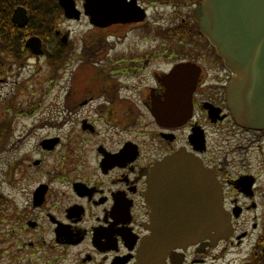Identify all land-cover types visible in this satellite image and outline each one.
I'll return each instance as SVG.
<instances>
[{
  "label": "flooded vegetation",
  "instance_id": "1",
  "mask_svg": "<svg viewBox=\"0 0 264 264\" xmlns=\"http://www.w3.org/2000/svg\"><path fill=\"white\" fill-rule=\"evenodd\" d=\"M60 1L0 0V135L16 132L23 148L37 131H50L36 142L39 158L17 162L21 181L30 179L24 163L35 170L33 181L47 177L35 187L45 193L32 196L31 208L4 229L1 259L138 264L156 222L145 198L148 176L164 157L185 150L214 174L231 230L173 249L161 264H264V131L239 127L227 108L230 74L193 15L201 0H70L69 17ZM14 14L26 23L19 26ZM29 39H36L33 49ZM180 63L193 71L177 72ZM73 66L78 75L91 70L71 87L64 83L61 112L22 111L16 102L25 79L45 72L53 86ZM174 75L186 79L182 84L196 78L190 117L177 126L157 123L151 113L160 105L164 115L166 79ZM25 117L34 120L29 128ZM47 156L50 170L39 171Z\"/></svg>",
  "mask_w": 264,
  "mask_h": 264
},
{
  "label": "water",
  "instance_id": "2",
  "mask_svg": "<svg viewBox=\"0 0 264 264\" xmlns=\"http://www.w3.org/2000/svg\"><path fill=\"white\" fill-rule=\"evenodd\" d=\"M61 1L66 16H72L71 1ZM93 6L98 18L97 3ZM106 10H109L107 6L105 13H109ZM15 14L13 20L19 26L24 25L27 19H16ZM193 15L200 33L215 48L232 75L227 87V105L236 123L264 130V0H202ZM35 40L29 39L26 46L33 49ZM191 69L192 66L183 64L177 72ZM179 78L180 75H174L166 79L164 115L160 105L153 108L159 123L179 125L190 112L194 78L186 84H182L186 79ZM180 87L185 91L181 97ZM148 178L146 201L153 209L156 224L139 248L138 264H159L166 251L201 239L206 235L202 229L205 220L212 221L216 231L213 237L228 235L229 218L221 211L220 189L198 159L184 152L167 156L155 164ZM44 192L43 187L38 188L34 199H41ZM198 204V211L206 210L200 217L191 219L190 210ZM210 210L211 218L207 213Z\"/></svg>",
  "mask_w": 264,
  "mask_h": 264
},
{
  "label": "rangeland",
  "instance_id": "3",
  "mask_svg": "<svg viewBox=\"0 0 264 264\" xmlns=\"http://www.w3.org/2000/svg\"><path fill=\"white\" fill-rule=\"evenodd\" d=\"M63 29H65V27H63ZM76 70V67L73 66L72 70L70 72L68 71L66 74L63 72L58 73L56 79H52L54 83L53 86H50V82L45 83L43 79L47 76L45 72L37 75L35 78V80L38 79L37 81L27 82L28 80L25 79L26 82L23 87L24 92L16 103L19 104L23 112H33L34 110L32 111V108L34 107H39L37 111L44 113L49 111L54 112V110L56 112H61L64 106L63 101H59L57 97L63 96V91L61 90L64 83L67 82V87H71V79H75V81H78V79L81 80L82 74L85 75V71H90L91 69H86L79 75ZM27 76V74L24 75L25 78H27ZM49 77L50 75L46 80L50 79ZM10 90V86L4 88L5 92L10 93ZM12 102V98L2 101L5 108H9ZM124 106L125 105H122L121 108ZM55 108H57V110ZM120 114H122L121 110ZM26 117L24 118V126L25 128H29V126L34 123V120ZM40 132L37 131L34 133L28 142L25 140L23 148H18L16 146V141L20 139L16 132H13L12 136L9 137L3 134L0 135V264L6 263L5 258L1 259L4 250H6V244L3 245L1 241L4 229L15 225L21 210L25 208L29 210V208H31L32 193L36 187V183L40 180L45 181L47 179L46 176L42 175L33 181L32 177L34 176L35 170L33 168H28L27 163H24V166L28 169H26L25 172L29 173L30 179L21 181L19 179V171L21 172L22 166L19 169L17 168L19 159L25 157L26 162H29L30 160L39 158V153L36 150V142L41 134L45 135L50 131L43 129ZM51 161L52 158L47 156L45 158V164L38 170L42 172L50 170ZM20 176L21 178L24 177V175Z\"/></svg>",
  "mask_w": 264,
  "mask_h": 264
}]
</instances>
